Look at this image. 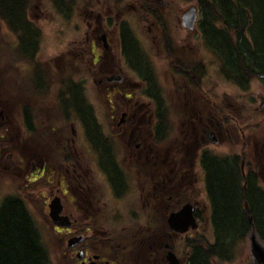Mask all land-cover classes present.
<instances>
[{"label": "flooded vegetation", "instance_id": "flooded-vegetation-1", "mask_svg": "<svg viewBox=\"0 0 264 264\" xmlns=\"http://www.w3.org/2000/svg\"><path fill=\"white\" fill-rule=\"evenodd\" d=\"M133 1L134 6L129 0H96L93 4L101 7L96 14L95 33L104 49L95 45L96 52H93L95 47L91 45L94 59L89 67L91 78L94 76L101 88L98 90L107 110L103 124L95 117L91 105L81 108L84 113L87 110L90 117L76 118L80 114L78 108L77 113H72L81 129L80 137L85 139L79 142L80 151L75 146L71 148L74 140L69 141V138L74 139V126L67 127L65 121L62 122L63 96L57 92L52 98L48 91L46 95L30 91L27 97L14 100L4 94L9 89L5 74L8 68L0 62V186L1 170L20 177L24 185V193L20 195H4L0 189V209L5 203L16 201L29 215L25 198L33 188L31 183L43 178L48 186L52 185L50 182L57 185L55 191L51 190L46 205L53 230L62 243L59 244L62 255L69 264H190L195 240L193 232L202 224H211L213 229L214 224H219L213 191H210L209 170L213 162L222 161L232 165L236 172L240 188L239 210L249 224L247 240L254 234L264 247V127L260 123L264 122V90L255 95L261 102L259 109L253 110L256 116L260 111L261 121L254 119L253 111L242 108L227 113L204 88L208 56L199 62L193 49L174 47L169 39V30L162 25V20L171 14L166 9L168 2ZM203 1L201 4L202 1L196 0L187 8L194 9L197 15L194 23L186 27V32L192 36L200 34L201 43L208 49L215 48L213 42H216L218 59L223 62L224 51L212 32L205 29L210 22L228 37L229 32L235 33L238 43L241 41L238 34H242L254 51L250 30L253 17L249 6L242 7L249 28H226L223 23L226 15L221 10L219 18L215 12L210 13V5H215V0ZM128 8L135 12L140 8L143 20L153 21L144 40L131 31L129 37V29L124 28L123 23L127 21L124 10ZM187 9L180 17L181 26ZM107 20L116 23L113 35L104 29ZM152 43L157 49L154 57L160 54L167 61L173 85L182 84L170 93L171 103L183 104L179 111H173L176 116L170 115L174 121L175 117L179 119L180 136L167 145H161L166 134L165 125H168L167 120L164 121L166 111L161 108L166 103L165 96L159 88L152 62L146 61L148 55H153L144 48ZM207 48L201 45L198 49L208 53ZM128 49L135 50L137 57L129 55ZM37 66L39 70H34V65L28 66L32 74L35 73L29 82L38 81L41 88L47 83L49 87L52 76L44 66ZM237 67L238 80L249 77L264 88V68L253 61L238 62ZM125 69L134 77L127 76ZM68 89L70 96L77 99L75 85H68ZM142 95L148 96L149 101L141 100ZM46 99L50 104L44 106L41 102L44 104ZM20 100L25 103H19ZM43 115L48 119L40 124L39 118ZM39 134L46 140H35ZM55 139L58 147L54 152L50 144ZM225 141L234 143L238 150L220 154L210 149ZM79 158L90 164L88 170L79 164ZM37 161L40 165L36 169ZM53 203L59 207L60 225L51 219ZM69 208L71 210H67ZM183 209L186 215L181 219L178 214ZM173 224L197 226L190 225L181 232L174 229ZM72 238L77 241L70 245ZM248 264L260 263L250 253Z\"/></svg>", "mask_w": 264, "mask_h": 264}, {"label": "rangeland", "instance_id": "rangeland-1", "mask_svg": "<svg viewBox=\"0 0 264 264\" xmlns=\"http://www.w3.org/2000/svg\"><path fill=\"white\" fill-rule=\"evenodd\" d=\"M27 1V16L25 18H27L28 26L30 25L32 29H35L36 32L39 33L38 39L35 43L36 49L28 56V58H25L18 53L17 34L11 31L5 22L0 19V62L5 65V68H8V71H4L8 81L7 87L9 89L4 91V94L12 96L14 100L27 97V95L30 94V91H34L33 94L39 93L40 95H46V92L48 91L51 93L50 95H53L52 98H55L58 95L57 92L61 94L63 96L61 104L65 105V111H62L61 116L62 122L65 121L67 127L69 124L74 126L76 136L74 133V139L69 138V141L74 140L71 148L74 149L75 146V149L80 151L82 146H79V142L83 140L85 141V139L83 136L80 137L81 129L76 125L77 122L72 113H77L78 108L80 114L79 117L76 118L83 119L90 117L88 111L85 110L84 113L81 108L87 107L88 105L90 107L91 105L94 109L93 112L95 117L103 124L105 123L104 115L107 110L105 101L100 97L101 88L96 84V81L94 80L95 77L93 76V79L91 78L90 73V67H92V61L94 59L91 45L95 47L93 52H96L97 45H99L100 49H104L102 42H99L95 33V28L97 26L96 14L101 7L93 5L96 3V0ZM164 1L168 2L166 9L167 11L170 10L171 13L168 17L162 20L163 27L169 30V39L173 42L172 44L174 47L182 48L184 50L193 49L198 56V60H200L199 62L204 61L205 56H208L209 63L203 81L204 88L208 90L209 94L214 97L219 105H221V108L226 110L227 113L237 111L239 108H242L244 111L249 110L250 112L256 109V107L259 109L261 100L255 95L264 90V88L261 87V83L259 85V82H256L255 79H250L249 77H247V80H238V73L236 72L239 71H237V65H231V62H228L226 58H224L225 62H223L222 59H218L219 52L218 44L215 45L216 42H213L215 48L210 46L211 49H208L204 43H201L203 37L201 38L200 34L195 33L192 36L190 33L186 32V26H181L179 23L182 12L196 0ZM129 3L134 6L133 0H129ZM138 10H140V8H137V12L132 8L124 10L125 15H127V21H124L125 23H123V26L124 28L129 29V37L132 36L131 32H133L138 39L144 40L148 26L153 23V21L151 19H149V21L143 20V17H141L142 12L141 10ZM220 13L221 12L218 10L215 12L217 16ZM98 26L100 27V24H98ZM105 28L113 35L112 31H114V29L116 30L115 21H105L104 29ZM151 28L154 29L155 27ZM244 28H249V26L245 25ZM156 35L160 36L159 33ZM228 35L233 45L237 46L238 41L236 42L235 33L231 31ZM187 39L190 41L187 42ZM203 41H205V39H203ZM141 43H143V41H141ZM106 44H108V41H106ZM153 45L154 43L148 46L145 45L144 48L149 54L153 55L151 57L148 55L146 61L152 62L153 72H156L157 79L159 80V88H161L162 93L165 96L166 103H164V105L161 101L163 104L161 108L164 112L166 111L164 121L166 123L167 120L168 125H165L166 134L161 140V145H167L168 143H171L174 138L180 136L179 119L175 117L176 120L174 121L170 115H177L176 113L174 115L173 111H179L181 103L177 106L174 101L171 103L170 93L174 91L176 86L181 87L182 84L176 86L173 85V78L172 75H170L167 61H164L160 54L154 57L157 49L155 50ZM201 45H203L205 49L207 48L209 52L205 53L202 49L199 51L198 48H200ZM161 48H163V46H161ZM128 51L129 55L137 57L135 50L128 49ZM224 56H222V58ZM120 63H122L121 57ZM17 65L19 67H16ZM33 65L34 70H39L37 65L40 67L44 66L43 68L48 71V75L52 76L50 77L52 82H50L49 87L47 86V83H45V85L43 84V87L41 88L38 81L35 82V84L29 82V79H31L32 76L35 77V73L32 74V69L28 67ZM93 72L94 70L92 69V73ZM125 74H127V76L130 75L131 78L134 77L127 69H125ZM46 78L48 79V77ZM70 84H74L76 87L77 91L75 94L77 99L70 96L71 91L68 89V85ZM141 97L142 98L140 99L143 101H149L150 99L146 95H142ZM19 103H25V101L20 100ZM46 103L50 104V100L46 99L44 104L41 102L44 106H46ZM182 106L183 104H181V107ZM17 108H19V106ZM253 114L255 116L254 119L261 121L262 115H260V111H258L259 116H256L254 111ZM243 115L245 116L246 113ZM17 119L22 123L20 116H18ZM47 119L48 117L43 115L39 118V123L42 124L44 121L47 122ZM260 123L262 124L261 126L264 127V122ZM36 124H38V122ZM61 125H63V123H61ZM109 131L111 132V128H109ZM78 135L79 137H77ZM34 139L39 140L40 142L46 140L43 139V135L41 134H39L38 138ZM181 139L183 140L184 137ZM56 140L57 139L52 140L50 144V146L54 148V152L58 147V144L55 143ZM210 149L220 154H229L238 150L234 143L230 144L227 141H225L223 145L210 146ZM41 157H43L44 160L47 159L45 155L41 154ZM48 160L51 159L48 158ZM39 163L40 162L37 161L34 164L36 169L39 167ZM79 164L84 165L85 170L90 168V164L80 158ZM1 172H3L0 186L2 194L8 195L9 193H18V195H20V193H24L22 189L24 185L20 177L10 175L9 172L6 171V173H4V170H1ZM43 180V178H40L31 183L33 188L25 198L27 210L29 211L28 213L32 218L33 223L38 227L42 242L48 248L51 264H69L68 260L62 255L59 245L61 241L58 239L59 234L55 233L53 230L46 205L51 190L54 189L55 191L57 185L56 182H50L52 185L48 186L47 181L44 180L42 183ZM67 210H71V208ZM193 235L194 238L202 235L203 240L210 243H214L216 239L211 224H202L196 232H193ZM246 237L247 235H245L242 240H238L232 249V258L230 261L223 262V264H248L249 249Z\"/></svg>", "mask_w": 264, "mask_h": 264}, {"label": "trees", "instance_id": "trees-1", "mask_svg": "<svg viewBox=\"0 0 264 264\" xmlns=\"http://www.w3.org/2000/svg\"><path fill=\"white\" fill-rule=\"evenodd\" d=\"M201 1L203 4L204 1ZM233 1L215 0V5H210V13L221 10L226 15L223 21L226 28L243 29L247 18L242 7L249 6L253 17L250 30L254 51L242 34H238L241 41L234 46L227 33L218 31L211 22L205 29L212 32V37L219 42L231 65L253 61L264 68V0H235L236 5ZM27 5V0H0V19L17 34V51L25 58L36 49L35 43L39 35L28 26L25 18ZM235 174L232 165H226L222 161L211 164L209 184L219 221V224H214L216 239L214 243H210L201 236H196L190 264H219L230 261L235 244L248 233L249 224L239 210L240 188ZM41 239L38 227L18 202L9 201L1 207L0 264H51L48 248Z\"/></svg>", "mask_w": 264, "mask_h": 264}, {"label": "water", "instance_id": "water-1", "mask_svg": "<svg viewBox=\"0 0 264 264\" xmlns=\"http://www.w3.org/2000/svg\"><path fill=\"white\" fill-rule=\"evenodd\" d=\"M195 11L194 9H189L183 16V23L185 26L190 27L194 21H195ZM58 204L53 203L51 206V212L50 215L52 216L53 220L60 224V217H59V210L57 209ZM186 215V209L181 210V212L178 214V216L182 219ZM174 215H172L171 219H173ZM178 225V226H176ZM173 224L174 229L179 230V231H185L190 225L192 228H195L197 224ZM77 240L75 238L70 239L69 244L73 245L76 243ZM248 247H249V252L253 254L257 260L258 263L264 264V247L263 245L257 241L256 237L254 234L249 235L248 237Z\"/></svg>", "mask_w": 264, "mask_h": 264}]
</instances>
